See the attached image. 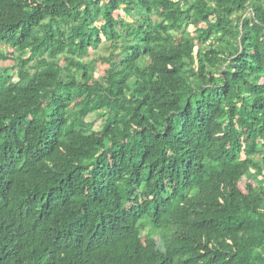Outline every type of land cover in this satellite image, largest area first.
Masks as SVG:
<instances>
[{"label":"trees","instance_id":"1","mask_svg":"<svg viewBox=\"0 0 264 264\" xmlns=\"http://www.w3.org/2000/svg\"><path fill=\"white\" fill-rule=\"evenodd\" d=\"M0 46V264H264V0H0Z\"/></svg>","mask_w":264,"mask_h":264},{"label":"rangeland","instance_id":"2","mask_svg":"<svg viewBox=\"0 0 264 264\" xmlns=\"http://www.w3.org/2000/svg\"><path fill=\"white\" fill-rule=\"evenodd\" d=\"M121 15H123L122 13H119ZM192 31L194 29H191ZM0 52H2L5 55L11 56V54L13 53V50L9 49L6 46H0ZM91 55V59H97L98 57H105L107 56V51L105 46L100 48L98 51H91L90 52ZM14 66V63L12 61H1L0 60V70H4V68H9ZM107 66L104 65L102 62H98L97 63V73H96V78L98 77H103L105 75V71L107 70ZM88 122H93L95 124V129L98 130L101 126V120L98 119L96 116H92L91 118H89L87 120ZM247 180H243V182L240 184V188L245 192L246 191V184H247Z\"/></svg>","mask_w":264,"mask_h":264}]
</instances>
